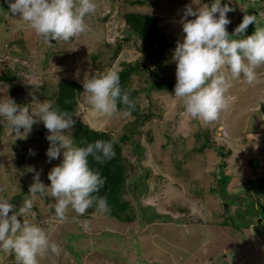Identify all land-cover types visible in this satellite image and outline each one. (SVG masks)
Segmentation results:
<instances>
[{
    "label": "rangeland",
    "instance_id": "obj_1",
    "mask_svg": "<svg viewBox=\"0 0 264 264\" xmlns=\"http://www.w3.org/2000/svg\"><path fill=\"white\" fill-rule=\"evenodd\" d=\"M131 1L95 0L97 9L86 18L87 30L67 42L58 40L53 44L30 35L26 39L22 28L28 23L19 13L9 11L6 0H0V77H15L12 81L0 79V98L10 96L18 105L29 107L45 100L53 103L65 79L82 84L88 75L117 72L125 64L136 62H142L141 68L146 65L155 71L161 63L166 64L162 79L171 83L169 89H150L152 73H134L131 84L139 91L142 113L152 115L142 124L131 115L100 114L87 102L84 91L80 95L76 121L111 134L123 146L130 164L136 165L128 174L139 190L130 188L127 196L138 219L121 223L90 207L83 215L69 210L68 219L60 222L55 217V198L37 194L32 197L31 210L18 219L53 229L51 239L61 249L59 255L46 252L38 258L39 264H264V241L254 235L256 230L257 234L264 230L257 228L264 219V199L256 187L264 182L263 66L256 69L251 84L242 78L232 79L225 71L230 85L227 109L214 122L193 119L182 101L172 96L176 82L172 55L177 41L185 35L181 23L185 7L196 9L210 0ZM240 3L246 7L245 2ZM251 4L262 7L263 0ZM130 12L161 14L166 22L163 19L159 26L165 30L167 41H174V47H150L135 37L124 40L123 32L129 27L125 14ZM259 14L256 17L261 22L264 11ZM235 19L226 26L230 35ZM205 127L210 130L208 147L212 148L196 152L194 148H200L207 138ZM74 129L75 125L71 135ZM21 135L0 117V197L14 205L9 215L19 212L29 197L36 173L48 185V172L62 160L61 152L59 158L49 161L48 131H41L39 122L33 124L26 137ZM125 135L128 140L123 142ZM218 147L223 153L216 150ZM222 162L223 170L219 167ZM221 173L227 178L224 184L218 182ZM22 193L25 196L20 198ZM248 207L262 215L248 213ZM156 212L160 220L141 227L138 220L143 213ZM78 254H82L80 259ZM3 262L10 259L0 258V264Z\"/></svg>",
    "mask_w": 264,
    "mask_h": 264
},
{
    "label": "clouds",
    "instance_id": "obj_2",
    "mask_svg": "<svg viewBox=\"0 0 264 264\" xmlns=\"http://www.w3.org/2000/svg\"><path fill=\"white\" fill-rule=\"evenodd\" d=\"M221 1L210 0L209 4L196 9L185 7L181 18L185 35L182 41H177L172 55L176 64L172 96L182 101L190 117L205 123L216 121L228 107L226 92L230 85L225 69L232 79L242 78L251 84L256 79V69L264 65V27H255L251 35H243L250 23L257 24L256 15L245 14L230 35L226 26L231 20L227 13L234 9L230 6L231 0L223 4ZM6 2L11 13H19L28 23L33 38L37 35L43 42L53 44L58 40L67 42L84 33L86 18L97 9L95 0ZM189 16L194 19H188ZM82 85L87 102L100 114L112 116L119 113L127 117L134 109L129 93L122 90L119 74L114 70L88 75ZM33 104L34 107L20 106L10 96L0 98V117L15 133L22 134L20 137H26L33 124L42 121L48 130L46 139L50 143L46 155L49 161L59 158L61 152L62 160L48 172L50 184L45 185L39 179V172L36 173L29 186L30 195L24 199L19 212L9 215L14 205L9 199L0 197V252L14 253L18 264H39L38 258L46 252L59 255L61 251L58 243L51 239L53 229L18 219L33 207L32 197L37 194L54 197L55 217L60 222L68 219L69 210L83 215L94 204L99 212L107 213V198L98 195L106 177L98 168L90 166L89 157L105 164L116 155L114 140L98 139L83 146L77 145L71 136L76 121L68 111L48 100ZM209 140L207 137L202 143H209ZM208 148L212 147L207 145L196 152ZM83 227L87 229L89 225L85 223Z\"/></svg>",
    "mask_w": 264,
    "mask_h": 264
},
{
    "label": "trees",
    "instance_id": "obj_3",
    "mask_svg": "<svg viewBox=\"0 0 264 264\" xmlns=\"http://www.w3.org/2000/svg\"><path fill=\"white\" fill-rule=\"evenodd\" d=\"M238 1L240 0H233ZM242 2L246 3V7L244 10H242L241 14L238 16L237 20V26L239 23H241L243 16L245 15V12L248 13H256L257 9L264 8V0L263 5L261 6H255L252 0H241ZM226 1L223 0L221 3H225ZM260 2V0H258ZM133 4H140L143 3V1L140 0H133L131 1ZM241 4V3H240ZM234 11H231L232 14L238 13V9L230 5ZM238 6V5H237ZM254 9H252V8ZM264 11V9H263ZM165 20V18L160 19L159 15L151 14V13H141V12H130L125 14V21L128 24V29L125 28L123 34L124 40H129L130 38H137L139 40H142L146 43L147 46L160 48V49H170L174 47V41H167V36L165 35V30L161 29L159 26V23ZM236 28V26H235ZM233 28V31L234 29ZM232 31V33H233ZM19 33H16L17 35ZM167 41V42H166ZM142 63V62H140ZM139 62H136L132 66L130 64H125L123 66V69L117 71L120 77L121 87L123 91H127L130 95V99L134 103V109L131 111V116L135 117V122L137 124H142L148 119L152 117V115L144 114L142 113V108L137 100L139 91L133 87L131 84V79L134 73H145L146 71H150L154 77V82L149 81V88L150 89H169L171 87V83H166V80L162 79V76L167 71V65L161 63L159 66V69L157 71L149 68L148 66H143L141 68ZM164 68V69H163ZM13 75V74H12ZM3 81H12L15 79L14 76H11L9 74L2 75L0 77ZM156 80V81H155ZM157 80H161L160 83L157 82ZM14 88H16L14 86ZM149 89V91H150ZM83 93V85L77 81H71L68 79L63 80L59 84V90L58 94L55 95L53 104L54 106H59V108L63 111H68L71 113L74 117V120L76 121V111L78 107V99L80 95ZM39 128L41 131H48L44 125L43 122H39ZM206 131L205 136L208 137L211 140L210 137V130L205 127ZM72 138L74 139V142L77 145L83 146L86 145L89 142H94L95 140H114V150H115V157L108 161L105 164H99L96 162L92 157H89V164L92 168L96 169L98 168L101 171L102 176L106 177L105 185L100 189L98 195L105 196L108 201L109 205V212L104 213L107 217L119 221L121 223H133L138 219V214L135 208L133 207V204L128 199L127 191L130 188H134L139 190V186L135 183L134 180H132L131 176L128 174L129 170H134L136 168V165H131L130 161L126 159L125 155L123 154V146L117 142L114 137H112L111 134L105 132V131H97L93 130L91 127H88L84 125L83 123L76 121L75 123V129L72 133ZM200 139H202V135H197ZM122 141H127L128 136H123ZM209 143L207 141L202 143L201 147H195L194 150H202L205 146H207ZM221 153H223L221 147L216 148ZM143 154V153H142ZM141 154V155H142ZM225 157V156H223ZM225 166V162H222L220 164V169L223 170ZM130 167V168H129ZM164 180V179H163ZM227 181V178L224 174L221 173V176L219 175L218 182L219 184H224ZM133 187H132V186ZM256 187L258 188V191L260 193L259 196H263L264 199V182L263 183H257ZM215 192H219L218 188ZM130 191H132L130 189ZM257 191V192H258ZM220 193V192H219ZM25 196L24 193L20 196V198H23L22 196ZM261 199V198H259ZM174 202V201H173ZM177 202V201H175ZM235 202V201H234ZM251 208V207H250ZM248 207V213L252 214L254 213L255 216L262 215L259 210L250 209ZM92 209H97L95 204L92 206ZM229 214V211H227L226 216ZM159 213L156 212L155 214L149 215L147 213H143L142 219L138 220L141 227L148 225L150 223H155L160 217ZM160 220V219H159ZM263 233V232H262ZM261 237V240H264V234H259ZM137 242V241H136ZM135 243V242H134ZM8 257L10 259V262H3V264H18L17 258L14 253L8 252H0V258ZM82 257V254H78L77 258L80 259Z\"/></svg>",
    "mask_w": 264,
    "mask_h": 264
},
{
    "label": "crops",
    "instance_id": "obj_4",
    "mask_svg": "<svg viewBox=\"0 0 264 264\" xmlns=\"http://www.w3.org/2000/svg\"><path fill=\"white\" fill-rule=\"evenodd\" d=\"M240 2H242L241 0L240 1H238V6H235L237 9H238V13H236V14H232L231 12H229V14H227V16L230 18V20H232V18H234V17H236V19L235 20H237L238 19V16L241 14V11L242 10H244L245 9V7L243 8V7H241V5H240ZM260 12H263L262 10H260V8L257 10V12L255 13V15L256 16H260ZM154 14V13H153ZM159 18L161 19V14H160V16H159ZM164 18V17H163ZM263 20L261 21V22H258V20H257V24L255 25V22H253V23H250L249 25H248V27L247 28H249V30L247 31L246 30V32L243 34V35H245V36H247V35H251L254 31H255V27H264V15H263V17H261ZM234 20V21H235ZM165 22H166V20H165ZM236 23H237V21H236ZM235 25H237V24H235ZM29 30V31H28ZM31 31V28L29 27V25L28 26H26L25 28H24V37H26V39H28L27 38V36H31L33 33H31L30 32ZM35 37H38L37 35H35ZM23 41V40H22ZM263 67L261 68V71H264V65H262ZM225 71H227V69H225ZM259 228H261V227H259ZM255 230H256V228H255ZM254 230V231H255ZM256 232L258 233V231L256 230ZM257 233H255L254 235L256 236V238H257ZM263 235V234H262ZM264 241V240H263Z\"/></svg>",
    "mask_w": 264,
    "mask_h": 264
},
{
    "label": "bare ground",
    "instance_id": "obj_5",
    "mask_svg": "<svg viewBox=\"0 0 264 264\" xmlns=\"http://www.w3.org/2000/svg\"><path fill=\"white\" fill-rule=\"evenodd\" d=\"M226 2H227V0H225ZM222 2V1H221ZM232 2H234V3H236V4H232ZM230 5H233V6H237V1H233V0H231V3H230ZM236 27H237V25H235ZM223 133V131H221V134ZM229 207V206H228ZM256 218V217H255ZM248 222L250 223V221L248 220ZM252 222V221H251ZM260 223H261V225L260 226H257V228L259 229V227H261L262 225H263V227H261V228H263L264 229V219L263 218H261L260 219V221H259ZM261 231V233L260 234H263L262 232L264 231V230H260ZM257 235H259V234H257Z\"/></svg>",
    "mask_w": 264,
    "mask_h": 264
}]
</instances>
